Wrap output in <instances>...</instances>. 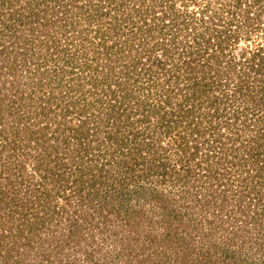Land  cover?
<instances>
[{"label":"rangeland","instance_id":"obj_1","mask_svg":"<svg viewBox=\"0 0 264 264\" xmlns=\"http://www.w3.org/2000/svg\"><path fill=\"white\" fill-rule=\"evenodd\" d=\"M260 10L264 0H0V230L26 255L16 262L21 255L12 250L10 264H264V168L250 155L264 154V98L257 92L263 88L259 82L250 85L249 93L257 95L247 105L237 73L246 75L249 65L243 61L246 71L241 61L232 62L235 69L228 64L239 43L263 45L251 14ZM199 19H211V26L246 40L218 50L215 38L204 40ZM204 47H210L207 55L217 56L219 63L209 62L220 72L207 75L215 82L213 97L194 100L182 94L190 70L181 57L189 60ZM173 67L177 83L169 81ZM95 79L98 88L118 82L117 94L133 92L135 102L128 103L133 107L144 99L145 105L176 115L191 105L196 118L206 117L204 124L215 129L202 130L199 140L191 129L168 132L160 121L144 117L135 123L137 130L144 127L140 136L156 130L170 164L190 161L184 165L192 167L188 174L179 165L188 184L172 177L164 183L147 179L143 186L125 180V189L119 188L122 182L115 179L121 176L101 170L98 152L83 157L86 140L75 145L73 124L86 116L91 127L98 116L89 94ZM66 135L71 139L60 146ZM105 136L96 133L91 140L102 145L101 152L110 142ZM175 137L185 138L189 147L198 145L193 160L167 146ZM213 148L218 152L210 157ZM53 159L63 165V175L38 184L40 163ZM78 180L95 191L87 186L91 192L79 196ZM12 197L29 208L12 204ZM43 212L44 230L30 232L33 217ZM18 227H23L20 239ZM27 238L31 244H22Z\"/></svg>","mask_w":264,"mask_h":264},{"label":"trees","instance_id":"obj_2","mask_svg":"<svg viewBox=\"0 0 264 264\" xmlns=\"http://www.w3.org/2000/svg\"><path fill=\"white\" fill-rule=\"evenodd\" d=\"M255 7H256L255 4H252L251 6H249L250 9L255 8ZM251 14L253 15L252 18L255 19L257 22V31L260 30L259 34L264 35V10H260L259 12L255 11ZM202 17L201 19H203ZM246 17L247 19H250L249 16H246ZM201 19H199L197 26L202 29L203 37H205L204 40L210 42V39L212 40L213 38H215L216 39L215 43L218 44L216 45L218 47L217 48L218 50H223V51L226 50V48L229 46L231 42L238 43V40H240L243 37L246 40L245 36L241 37L240 35L235 34L234 31L224 28V26H222V28H219L217 24H214V26H211V19L208 21V23ZM213 23L214 22L212 21V24ZM228 25L232 26L231 23ZM195 29L196 28L194 27V30ZM173 38H176V37L173 36ZM23 41L25 42L26 40H23ZM207 48L208 47H204V51H201V52H198L199 51L198 50L195 56L189 60L186 57V55L183 56L185 59L184 58L182 59L181 57L183 66L187 69V71L190 70L189 72H186L185 74V79H186L185 87L187 90L182 92V94H184V97L192 96L191 98H193L194 100H197L198 98L202 99L205 96L209 98L213 97V96H209V92L210 90L213 89L215 82L212 81V76L209 77L207 75H208V72L211 71L213 72V75L216 74L217 76L220 71H218L215 68V66L214 67L212 66V62H209V59L214 58L215 65L219 63L220 61L216 60L217 56L214 54L210 56L207 55L206 54ZM160 53L163 56V53L162 52ZM189 53L190 52H187V54ZM155 56H157V52ZM198 56H200V58H203L202 59L203 61L197 60V58H199ZM155 60L156 61L159 60L158 56ZM232 60L233 61L230 60L228 62V64H230L232 69H235V63H232V62L241 61L240 63H241V66L243 67L242 68L240 67V68L246 71L247 69L243 61H246L245 63L249 65L250 70H248L246 75H241L240 71H238L237 80L241 81L240 85L241 87H243L242 89L246 90V92L241 90L242 99L249 101V104L247 103V105L251 106V103L255 101V96L257 95V93H255L254 96L249 93L250 87H251L250 85H252L255 82L256 83L259 82L260 84H262L261 86H259V89L263 88L262 91H264V43L263 45L260 43H256L255 45L250 44L249 46L248 45L244 46V44L240 45L239 43L238 45L234 47V50L232 51ZM200 61H202L201 64L202 63H204L205 65L207 64V67L204 68V66H202L201 64L199 65L198 62ZM97 68L98 66L94 67V69H97ZM206 69L208 71H206ZM169 70L173 71V74H171L173 77L172 78L173 80L171 81V78H169V81L177 83L176 78H178L179 76L178 75L175 76L174 74L176 71L175 68L173 67V68H170ZM147 71H149V69H147ZM251 73L253 75H250ZM231 76L232 78H234L236 75L231 74ZM98 79L101 81L105 80L104 78H98ZM156 79L159 80V78H156ZM99 80L95 79L92 82L91 86L89 87L90 89H92V92L90 91L89 93L91 95L90 97L92 101L91 103H92V106L94 105L96 106L95 108L97 110L98 116L94 115L92 117L93 123L91 127L87 125L89 121L87 120L88 117L86 116L84 119L81 118V120L79 121L77 119L73 124L72 135L75 138L74 140L75 145L81 144L82 142L86 140V143L84 144V149H83V153H84L83 157L84 156L93 157V155L96 152H98L99 154L97 156L99 155L102 156L101 170L102 171H113V172H110L109 174L111 178L113 176L114 177L121 176L120 178L115 179L116 182H122L119 184L118 186L119 188L123 187L125 189V184H123L125 180H127L128 182L133 181L134 183H138L139 185L143 186L146 183L145 180L147 179H152V181H155V178H156L161 183H164L167 180H172L171 179L172 177H174L176 181L182 182L183 186L188 184L186 180H184L183 178L179 176V173L182 171L179 165H181V167L183 166L184 167L183 171L186 172V174H188V172H190L192 167L184 166V165L190 161L184 160L185 164H183L182 162L183 160H180L179 162H181L182 164H179V163L170 164L168 160V155L166 154L167 149L164 145V143L166 142L163 143V141L161 140L158 141L157 138H159V136L155 134L156 130L155 129L153 131L150 130L147 132L145 136H140V133L143 132L144 127L142 131L141 129L137 130L135 123L142 122L144 118H147L150 122L160 121V125L162 126V128L166 129V131L168 130V132H170L172 128L173 129L182 128L183 130L191 129L190 135L191 136L195 135L197 137V140H199L200 135L202 136V133H201L202 130L209 129V131H213L215 129L213 128V126H210L209 124L207 125L204 124L203 118H206V117L202 115L200 120L196 118L194 114L195 110H193L194 106H191V105L189 106L183 105V108H181L178 113L176 112V115L171 114V112L169 113L166 112L167 114H169L168 116L166 113L161 112L160 110H157V108H155L156 106L145 105L143 102H146V100L144 99H137L136 105L135 103H133L135 106L133 107V105L128 104L129 101H133L132 99H134L132 98L135 95L133 92L123 91L121 94L120 92L119 94H117V91L119 89V86L117 85L118 82H116V85L112 83L111 84L101 83L100 88H98V85H96L95 83L96 82L98 83ZM210 83H213V84H210ZM58 87H63V85L58 86ZM72 87H73V84L70 83L69 87H67L66 90L70 92L72 90ZM120 88L122 89L124 88V86H121ZM94 91H101V94L98 95ZM262 91L257 90V92L259 93L261 92L263 94L262 97L264 98V92ZM138 97H140V95H138ZM125 99L127 100L126 104H124ZM209 105H213V102H210ZM243 111H244L243 107L240 106L239 113H243ZM79 112L84 113V110L80 109ZM135 115H142V117H139V116L135 117ZM194 120H197V121H194ZM230 129L233 130L231 125H230ZM194 131H196L198 134H194ZM100 132L105 133L106 134L105 137L109 139L110 141L108 145L104 147V149L106 148L104 152H101L102 151L101 144H96V143L93 144L91 141L93 138V135H95L96 133H100ZM197 135H199V137ZM59 137L62 138L63 135ZM164 137H166V135ZM182 137L181 138L175 137L173 142H171L168 139L167 146L175 145L179 151H182L185 154L190 155L191 159L193 160L195 158L194 155L199 152L198 145L193 144L194 147H189L187 140H185V138L182 139ZM67 139H71V138H69L66 135V137L63 139L64 141L62 140V143L60 144V146H63L65 142H68L69 140ZM110 148L111 150L110 152H108ZM214 148H213L211 155H209L210 157H215V155L218 152V150ZM259 154L260 153L256 154L255 152L250 154L252 155L251 161L253 162L255 161L257 165L260 163L258 167L263 169L264 168V154L262 155L261 158L259 157ZM106 164L112 165V166L114 165L113 166L114 169L107 168ZM176 166H178V168L180 169L176 168ZM62 167L63 165L59 164V161L57 162L56 159H53L51 161L45 160L43 163H40L38 170H39V173H42V176L38 184L44 185L43 183L44 181H46V179H50V178L57 179L58 177H61V175L63 174L59 169ZM53 168L57 170V173L56 171L52 170ZM85 169H86L85 167L82 168L81 172H83ZM58 170L60 173H58ZM82 181L83 180H78V183H77V186H78L77 192L79 196L81 195L83 196V195L89 194V192L91 191L92 192L95 191L96 186L94 185L88 186L89 185L88 183H86V187L82 188L83 185L81 186L80 184ZM115 181H113V183ZM161 185L162 184H159L160 187ZM87 186L91 188V191L87 188ZM85 188H86V193L83 192V189ZM42 189H44V187ZM183 193L188 196L189 192L188 190H184ZM120 195L123 196L122 191L120 192ZM0 199H2L1 189H0ZM11 201H12V204H15V205H16V202L18 204L21 203L22 209L29 208L28 206L24 204L23 199H21V201L19 202V198L12 197ZM163 201L165 200L163 199ZM2 205L3 204H0V210H1ZM23 216H26V215L23 214ZM7 217L10 218V215ZM33 219H34L33 220L34 224L29 225V228H30L29 231L36 232L35 230H39V232H42L44 230L43 227L46 223V213L43 212L39 218L38 216H36V217H33ZM0 224H2V222H0ZM22 234H23V227H18L17 232H16V237L20 239V237H22ZM7 237H8L7 234L5 235L2 232V230H0V255L3 254L2 258L0 259V264H10L9 257L12 256L11 251L15 250L16 253L18 252L16 249L18 248L17 244L13 242L14 240H8ZM27 243L31 244V241L28 238H27V242H22V244L24 245H27ZM17 254L21 255V257L17 258L15 260L16 262L20 261V259L22 260L25 259L26 255H23L22 253H17ZM202 255L205 257H208L209 254L207 253V254H202ZM1 260L3 261L1 262ZM208 262H210V260H208ZM20 264H28V263L27 261H23Z\"/></svg>","mask_w":264,"mask_h":264}]
</instances>
